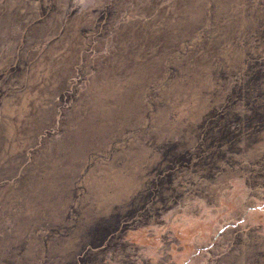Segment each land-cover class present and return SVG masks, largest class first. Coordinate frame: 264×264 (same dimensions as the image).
Here are the masks:
<instances>
[{
  "label": "rangeland",
  "instance_id": "374dc122",
  "mask_svg": "<svg viewBox=\"0 0 264 264\" xmlns=\"http://www.w3.org/2000/svg\"><path fill=\"white\" fill-rule=\"evenodd\" d=\"M0 264H264V0H0Z\"/></svg>",
  "mask_w": 264,
  "mask_h": 264
}]
</instances>
